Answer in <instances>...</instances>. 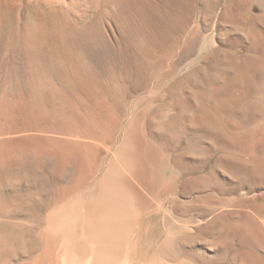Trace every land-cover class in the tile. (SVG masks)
Wrapping results in <instances>:
<instances>
[{
  "label": "rangeland",
  "instance_id": "rangeland-1",
  "mask_svg": "<svg viewBox=\"0 0 264 264\" xmlns=\"http://www.w3.org/2000/svg\"><path fill=\"white\" fill-rule=\"evenodd\" d=\"M263 72L264 0H0L8 264L92 261L109 195L105 264H264Z\"/></svg>",
  "mask_w": 264,
  "mask_h": 264
},
{
  "label": "bare ground",
  "instance_id": "bare-ground-1",
  "mask_svg": "<svg viewBox=\"0 0 264 264\" xmlns=\"http://www.w3.org/2000/svg\"><path fill=\"white\" fill-rule=\"evenodd\" d=\"M45 1L51 2L52 0H45ZM203 81H205V80H203ZM204 84L206 85V83H204ZM248 84H249V82H248ZM227 113H229V112H227ZM169 127H171V126L169 125ZM23 131H26V130H22L21 128H19L18 130L15 129V134H16V132L18 134V132H23ZM22 149L21 148H16L15 149V151L18 153L19 158H20V160H18V161H12L13 159L12 160H9L6 157H3L1 159V161H0V170L3 171L6 175H7V173H9V169H11L12 166L18 167V168H22V167H24L27 164V162H28V154H26V152L24 150H22ZM39 149H40V151L43 150V148H39ZM144 154H146V153H144ZM152 158H153V156H152ZM9 180H10V178H8V177H3L2 179H0V264H8L9 262H12V260L14 258L18 257L19 255H21L23 253H26V252H29V246H28V244L26 242V239L24 237L25 228L27 226L22 221H12V220H10V218H11V216H13L14 212H17V211L22 210V207L20 205L13 206L14 204L13 205H9L8 201H6L4 199V197L2 196V193H1V190L2 189H5V188H7V187L10 186ZM109 196H107L106 198H103L102 200H100L101 202H97V204L94 205L91 208L92 210L90 209V216L91 217L89 216L90 217L89 220L92 221V222H94V223L97 222V227L94 230V235H93V236H95V239L96 240L94 239L93 242L95 244H97L98 247L95 248L94 249V253H92V259L93 260L92 261L90 260L89 262H87L85 264H105L104 262H101V258H99V255H103L106 252V249H105L106 247L104 246V244L101 241V239H102V237H103L104 234L110 235V233L111 234L112 233H114V234H118L119 233V229L118 228H120V216H121L120 215V212H119L120 211L119 210L120 209V206H119L118 203H114V202L110 204L108 202L109 201V198L110 199H113L114 197H112V196L109 197ZM107 211L110 213V216L108 218L109 221H107L106 224H102L101 225L100 224V220L103 221L104 218H102V217L104 215V212L106 214ZM107 226L109 227L108 229H107ZM98 242H99V244H98ZM97 252H99V254H97ZM95 253H96V255H95ZM80 263H82V262H80ZM109 264H112V261H110Z\"/></svg>",
  "mask_w": 264,
  "mask_h": 264
}]
</instances>
